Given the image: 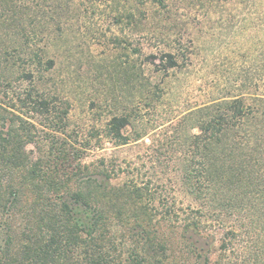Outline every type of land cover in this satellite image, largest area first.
Segmentation results:
<instances>
[{
    "label": "rangeland",
    "instance_id": "obj_1",
    "mask_svg": "<svg viewBox=\"0 0 264 264\" xmlns=\"http://www.w3.org/2000/svg\"><path fill=\"white\" fill-rule=\"evenodd\" d=\"M168 5V42L190 55L186 51L180 67L165 75L146 65L163 43L155 39L154 24L140 37V0H0V106L37 125L29 148L41 156L50 147L51 121L28 115L21 102L31 90L36 97L46 93L56 104L54 118L68 112L67 136L86 150L83 162L93 172L107 167L116 183L145 184L156 205L195 207L178 182L184 158L172 142L173 125L215 100L242 96L249 105L258 103L252 95L264 96V0H168ZM141 46L144 55L137 52ZM46 57L55 60L47 71ZM136 70L142 86L134 85ZM122 114L130 117L125 130L130 140L117 146L108 124ZM260 205L252 194L233 208L207 204L208 214L218 213L203 219L201 236L191 234L197 253L217 262L225 255L218 252L221 240L234 231L229 254H240L239 264L255 254L264 264Z\"/></svg>",
    "mask_w": 264,
    "mask_h": 264
},
{
    "label": "trees",
    "instance_id": "obj_2",
    "mask_svg": "<svg viewBox=\"0 0 264 264\" xmlns=\"http://www.w3.org/2000/svg\"><path fill=\"white\" fill-rule=\"evenodd\" d=\"M140 5L139 24L134 19L132 25H139L144 38L151 33L146 25L154 24L155 39L163 43L146 65L169 75L189 50L168 42V0H140ZM137 52L145 54L142 46ZM46 58L47 71L55 60ZM134 83L144 85L138 70ZM35 95L31 90L21 103L28 115L51 121L50 147L41 156L29 148L37 125L0 106V264H239L241 255L229 254L234 231L221 240L218 252L225 255L217 262L197 253L191 234L201 236L203 219L218 213L208 214L207 204L233 208L252 194L264 207V96L252 95L258 103L249 105L242 96L215 100L173 125L172 142L184 158L178 182L197 205L177 207L154 204L145 184L114 182L107 167L93 172L83 162L86 150L67 136L68 112L54 118L56 104L44 92ZM130 123L126 114L110 120L108 137L117 146L129 143ZM260 261L255 254L242 259Z\"/></svg>",
    "mask_w": 264,
    "mask_h": 264
}]
</instances>
